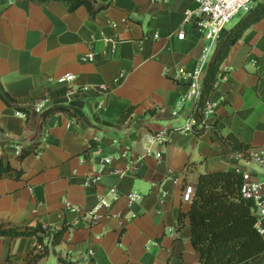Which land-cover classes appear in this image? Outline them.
Returning <instances> with one entry per match:
<instances>
[{
  "label": "crops",
  "instance_id": "1",
  "mask_svg": "<svg viewBox=\"0 0 264 264\" xmlns=\"http://www.w3.org/2000/svg\"><path fill=\"white\" fill-rule=\"evenodd\" d=\"M196 7L192 0H113L91 19L84 6L68 12L58 1L0 0V92L9 98L7 104L0 97V158L20 171L0 177V224L41 223L50 233L69 225L55 249L78 264H201L189 216L177 228L191 207L186 186L211 171L264 174L220 138L232 134L264 147V16L221 64L224 77L198 136L184 131L195 103L181 102L191 79L178 71L190 73L202 61L207 70L243 17L205 56L208 42L195 14L185 17ZM66 75L74 76L66 96L42 97L65 86L57 79ZM132 105L121 127L94 119L115 123ZM54 106L79 119L54 114L43 125ZM35 142L37 154L19 160ZM134 194L141 198L131 203ZM104 196L111 206L91 223L86 213ZM36 244L33 237H1L0 264H24ZM57 260L51 248L40 264ZM253 264H264V253Z\"/></svg>",
  "mask_w": 264,
  "mask_h": 264
},
{
  "label": "trees",
  "instance_id": "2",
  "mask_svg": "<svg viewBox=\"0 0 264 264\" xmlns=\"http://www.w3.org/2000/svg\"><path fill=\"white\" fill-rule=\"evenodd\" d=\"M40 4L53 1L63 3L68 12H74L84 6L91 19L103 10L108 9L113 0H32ZM264 16V0L258 1L244 17L227 33L220 42L213 61L206 70L204 87L198 106L192 113L195 125L192 132L198 136L205 133L207 125L204 121V110L216 90L220 81V67L229 54L232 46L243 36L245 31ZM70 87L48 89L43 98H59L68 94ZM0 97L9 104L1 92ZM13 100V99H11ZM135 106L126 109L115 123H110L94 116L97 122L105 126L121 127L133 115ZM54 114H66L79 119L78 114L71 108L54 106L44 115L46 119ZM25 115L29 111L25 110ZM213 126H217L215 123ZM221 140L235 152H246L251 146L240 142L232 134L220 136ZM41 143L35 142L26 146L20 152L18 159L23 160L31 154H37ZM16 171L10 164H5L0 158V177L5 173ZM20 173V171H16ZM243 172L234 170H220L206 172L200 175L194 193L190 199L191 207L188 213H181L177 228L184 225V218L189 216L191 224V241L195 251L199 254L201 264H253L264 253V239L257 228L256 206L253 201L243 198L241 188ZM69 225H62L53 233L50 229L38 223L34 227H12L0 224L1 237H33L37 244L27 253L24 264H40L53 252L58 255L56 264H78L69 257L62 256L56 251L64 238ZM38 246H41L39 249Z\"/></svg>",
  "mask_w": 264,
  "mask_h": 264
},
{
  "label": "built area",
  "instance_id": "3",
  "mask_svg": "<svg viewBox=\"0 0 264 264\" xmlns=\"http://www.w3.org/2000/svg\"><path fill=\"white\" fill-rule=\"evenodd\" d=\"M197 7L194 11H185V17L188 21L195 14L197 28L203 33L208 44L204 48L205 56H208L214 45H218L225 32L227 24L240 12L249 11L260 0H192ZM179 38H184V33L179 34ZM180 77L189 76L190 92L182 97L181 102L192 100L195 103V109L199 104L206 74V63L201 64L192 72L188 73L187 69L180 68L178 71ZM220 80L224 77L219 74ZM74 80L73 75L59 77L57 82L61 85L68 86ZM210 109V101L207 102L204 115ZM22 114L21 112H18ZM176 114V113H174ZM24 115V114H23ZM195 125V118L191 115L185 124L184 131H192ZM150 150H147V154ZM239 159L244 158L258 164L264 171V147H250L246 152H238ZM110 192L114 198L118 197L117 189L113 188ZM194 193V186L187 185L184 191L185 197L191 199ZM243 198L253 201L256 206L257 228L264 239V174L262 177L254 176L251 173L243 172V185L241 188ZM138 194L130 195V202L134 203L140 200ZM111 200L107 196L101 197L93 209L87 211L86 216L91 220V223H96L99 220L100 212L108 210L111 206ZM77 210L76 207H71Z\"/></svg>",
  "mask_w": 264,
  "mask_h": 264
},
{
  "label": "rangeland",
  "instance_id": "4",
  "mask_svg": "<svg viewBox=\"0 0 264 264\" xmlns=\"http://www.w3.org/2000/svg\"><path fill=\"white\" fill-rule=\"evenodd\" d=\"M245 13H246L245 11L240 12L237 16H235V17L233 18V20H232L230 23L227 24V27L232 26V25H234L236 22H238L239 19H241L242 17H244ZM215 48H216V45H214L212 52L215 50ZM55 263H56V262H54V263H52V264H55Z\"/></svg>",
  "mask_w": 264,
  "mask_h": 264
}]
</instances>
